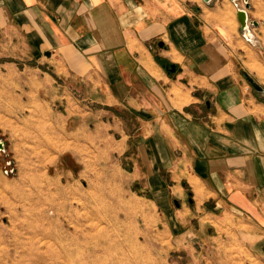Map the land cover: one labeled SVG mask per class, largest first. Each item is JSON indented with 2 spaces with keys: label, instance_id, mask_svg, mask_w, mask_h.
Segmentation results:
<instances>
[{
  "label": "crops",
  "instance_id": "obj_1",
  "mask_svg": "<svg viewBox=\"0 0 264 264\" xmlns=\"http://www.w3.org/2000/svg\"><path fill=\"white\" fill-rule=\"evenodd\" d=\"M248 2L0 0V45L38 65L23 91L97 109L87 146L145 168L173 247L199 253L186 264H264V0Z\"/></svg>",
  "mask_w": 264,
  "mask_h": 264
},
{
  "label": "rangeland",
  "instance_id": "obj_2",
  "mask_svg": "<svg viewBox=\"0 0 264 264\" xmlns=\"http://www.w3.org/2000/svg\"><path fill=\"white\" fill-rule=\"evenodd\" d=\"M19 51L0 45V138L5 141L0 150V264H52L54 259L42 263L34 258L35 250L44 254L49 246L61 251L78 246L72 264L197 259V250L173 247L169 221L160 218L146 186L145 168L129 171L130 158L95 148L93 139L87 146L90 126L97 134L89 112L97 109H91L83 92L73 91L84 100L77 105L61 101L65 93L55 90L54 82L45 81L48 90L40 94L23 91L33 85L25 82L30 73L24 67L38 65L20 58ZM72 146H80L82 153L71 155ZM63 258L59 254L56 263L63 264Z\"/></svg>",
  "mask_w": 264,
  "mask_h": 264
},
{
  "label": "bare ground",
  "instance_id": "obj_3",
  "mask_svg": "<svg viewBox=\"0 0 264 264\" xmlns=\"http://www.w3.org/2000/svg\"><path fill=\"white\" fill-rule=\"evenodd\" d=\"M76 244H78V243H76ZM77 249H78V246H76V247L68 246V248L62 249V251H61V250L51 249V247L49 246L46 249L47 253H44V254L38 253V250L37 251L35 250V252H37V253L35 254L34 258H35V260L40 261L42 263H45L47 261V259L51 258L52 261L54 259L52 264H57L56 263L57 262L56 259L58 258V255L60 254V256L64 257L63 258L64 259L63 260V264H72L70 257H71V255L77 254Z\"/></svg>",
  "mask_w": 264,
  "mask_h": 264
},
{
  "label": "water",
  "instance_id": "obj_4",
  "mask_svg": "<svg viewBox=\"0 0 264 264\" xmlns=\"http://www.w3.org/2000/svg\"><path fill=\"white\" fill-rule=\"evenodd\" d=\"M205 1H210V0H205ZM233 1H235V0H233ZM244 1H245V4H246V7H249V2H248V0H244ZM238 18H239V21H240V23H241V28H242V30H247L249 24H252V23L255 22V21H250V20L248 19V14H247V11H246L245 8H240V9L238 10ZM175 69H176L175 64H172V65H171V70L174 71ZM249 80L251 81V83L253 84V86H254L257 90H259V91H263L262 86H261L260 84H258L253 78H249ZM4 149H5V141L2 140V139L0 138V150H4Z\"/></svg>",
  "mask_w": 264,
  "mask_h": 264
}]
</instances>
